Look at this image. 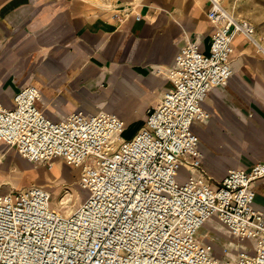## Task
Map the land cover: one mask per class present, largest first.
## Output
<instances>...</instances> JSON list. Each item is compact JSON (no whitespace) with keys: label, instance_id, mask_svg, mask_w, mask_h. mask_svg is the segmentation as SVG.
<instances>
[{"label":"built area","instance_id":"obj_1","mask_svg":"<svg viewBox=\"0 0 264 264\" xmlns=\"http://www.w3.org/2000/svg\"><path fill=\"white\" fill-rule=\"evenodd\" d=\"M209 1L216 28L207 50L189 40L180 47L166 72L171 86L130 139L113 112L48 118L32 84L15 92L13 108L0 103V142L48 169L56 158L80 167L79 186L88 191L67 216L41 186L0 194V264H264V216L253 205L264 160L228 169L213 186L191 129L209 117L202 105L208 91L232 75L233 35L254 40L250 22L222 0ZM181 166L196 174L178 180ZM212 218L235 252L221 245L216 256L197 237Z\"/></svg>","mask_w":264,"mask_h":264},{"label":"crops","instance_id":"obj_2","mask_svg":"<svg viewBox=\"0 0 264 264\" xmlns=\"http://www.w3.org/2000/svg\"><path fill=\"white\" fill-rule=\"evenodd\" d=\"M111 1L100 10L89 0H0L1 105L13 108L15 92L32 84L40 94L35 104L48 118L109 111L124 121L121 136L132 138L171 86L166 72L180 47L189 40L207 50L216 25L207 17L209 0ZM229 59L230 79L202 103L209 117L191 125L213 186L228 169L264 160V49L238 32ZM63 162L56 158L47 170L0 142V194L55 182ZM189 173L196 174L181 166L178 180ZM253 183V205L264 216V176ZM57 187L63 192L61 184L50 189ZM223 232L214 218L198 231L216 256L229 240Z\"/></svg>","mask_w":264,"mask_h":264},{"label":"rangeland","instance_id":"obj_3","mask_svg":"<svg viewBox=\"0 0 264 264\" xmlns=\"http://www.w3.org/2000/svg\"><path fill=\"white\" fill-rule=\"evenodd\" d=\"M93 2L95 7H98L100 10L107 8L110 5L111 0H89ZM224 6L237 18L240 20H246L250 22L254 27L253 38L256 42L264 49V0H223ZM60 162V161H59ZM63 164H65L63 162ZM62 166V165H61ZM45 167V166H44ZM47 168V167H45ZM59 165L55 164L53 169H58ZM49 170V169H47ZM51 170V169H50ZM79 170L80 167L74 168L71 170V166L66 165L62 167V170L59 172L61 175L55 182L49 180L48 183L44 186L52 194V206L56 208L62 215L67 216L72 212L87 196V189H83L79 186ZM62 185L63 192L61 197L54 196L51 187ZM44 187V188H45ZM212 225V223H211ZM205 227V226H204ZM209 231H212L216 228H210L209 226L205 227ZM199 231V230H198ZM202 234L197 232V237H201ZM224 237H227V233L223 232ZM229 239L228 237L226 240ZM206 247H209V250H212L209 242H204ZM224 245H228L231 251L235 252L236 248L232 242L227 240L222 242Z\"/></svg>","mask_w":264,"mask_h":264},{"label":"bare ground","instance_id":"obj_4","mask_svg":"<svg viewBox=\"0 0 264 264\" xmlns=\"http://www.w3.org/2000/svg\"><path fill=\"white\" fill-rule=\"evenodd\" d=\"M222 3H223V0H222ZM61 192H62L61 191V188L60 187H57L56 188V191L54 192V196H60L61 197V195H62Z\"/></svg>","mask_w":264,"mask_h":264}]
</instances>
